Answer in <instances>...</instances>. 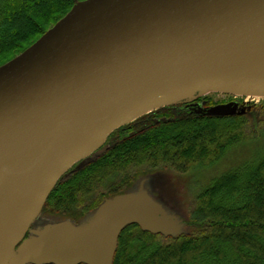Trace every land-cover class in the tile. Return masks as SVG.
<instances>
[{
  "label": "water",
  "instance_id": "water-1",
  "mask_svg": "<svg viewBox=\"0 0 264 264\" xmlns=\"http://www.w3.org/2000/svg\"><path fill=\"white\" fill-rule=\"evenodd\" d=\"M205 91L264 97V0H83L0 66V264H114L131 224L177 236L180 220L141 185L86 225L26 238L59 179L114 130Z\"/></svg>",
  "mask_w": 264,
  "mask_h": 264
},
{
  "label": "trees",
  "instance_id": "trees-1",
  "mask_svg": "<svg viewBox=\"0 0 264 264\" xmlns=\"http://www.w3.org/2000/svg\"><path fill=\"white\" fill-rule=\"evenodd\" d=\"M80 1L0 0V66L33 45ZM195 106H164L115 130L103 147L59 179L42 213L78 224L107 198L127 193L146 170L168 166L187 172L211 166L231 147L256 138L247 131L253 112L216 116L206 112L214 106L208 102ZM117 174L120 180L92 199ZM181 223L177 236L127 226L114 264H264V156L213 179Z\"/></svg>",
  "mask_w": 264,
  "mask_h": 264
},
{
  "label": "rangeland",
  "instance_id": "rangeland-1",
  "mask_svg": "<svg viewBox=\"0 0 264 264\" xmlns=\"http://www.w3.org/2000/svg\"><path fill=\"white\" fill-rule=\"evenodd\" d=\"M202 102H208L211 105L233 104L234 107L238 108V112H253L254 114H251L252 117H250L253 121L249 122L251 128L247 131L250 135L255 136L256 138L231 147L220 161L211 166H195L187 172H179L172 167L160 166L155 171L146 170L131 186L128 187V192H137L140 186L144 185L145 190L162 205L165 212L179 219L180 222L189 218L197 197L211 184L213 179L231 170L257 162L262 156H264V97L205 91L198 92L195 95V98L191 101V103ZM147 113L150 112L143 113L134 121ZM118 129L119 128L116 130ZM120 178L121 175H113L108 182L93 194L95 196L92 197V199L106 193L108 191V185L118 182ZM95 212L85 214L79 219V223L75 224L77 226L88 224L93 219ZM62 220L65 219L58 216L53 217V215L44 214L41 211L36 221L32 224L28 235L33 236L32 234L40 233L50 224ZM183 227L184 225L182 224V229Z\"/></svg>",
  "mask_w": 264,
  "mask_h": 264
},
{
  "label": "flooded vegetation",
  "instance_id": "flooded-vegetation-1",
  "mask_svg": "<svg viewBox=\"0 0 264 264\" xmlns=\"http://www.w3.org/2000/svg\"><path fill=\"white\" fill-rule=\"evenodd\" d=\"M187 104L193 105V108H196L195 105H198V103H187ZM200 111H201V109H200ZM65 220H66V219H65ZM62 221H63V220H62ZM37 234H38V233H37ZM37 234H32V235L35 236V235H37ZM28 237H31V236L28 235V233H27L26 238H28Z\"/></svg>",
  "mask_w": 264,
  "mask_h": 264
}]
</instances>
